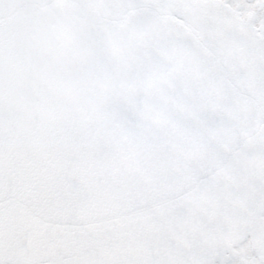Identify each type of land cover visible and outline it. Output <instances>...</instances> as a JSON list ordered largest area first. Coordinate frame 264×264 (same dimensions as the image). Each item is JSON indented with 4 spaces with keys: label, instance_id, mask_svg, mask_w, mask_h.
Returning <instances> with one entry per match:
<instances>
[{
    "label": "snow or ice",
    "instance_id": "snow-or-ice-1",
    "mask_svg": "<svg viewBox=\"0 0 264 264\" xmlns=\"http://www.w3.org/2000/svg\"><path fill=\"white\" fill-rule=\"evenodd\" d=\"M0 264H264V0H0Z\"/></svg>",
    "mask_w": 264,
    "mask_h": 264
}]
</instances>
